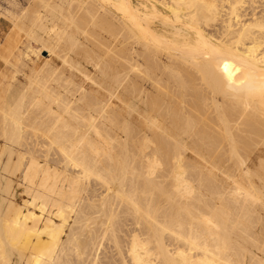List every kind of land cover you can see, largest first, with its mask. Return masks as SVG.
<instances>
[{
	"label": "bare ground",
	"instance_id": "bare-ground-1",
	"mask_svg": "<svg viewBox=\"0 0 264 264\" xmlns=\"http://www.w3.org/2000/svg\"><path fill=\"white\" fill-rule=\"evenodd\" d=\"M36 5L0 84V264H264V0Z\"/></svg>",
	"mask_w": 264,
	"mask_h": 264
},
{
	"label": "rangeland",
	"instance_id": "rangeland-1",
	"mask_svg": "<svg viewBox=\"0 0 264 264\" xmlns=\"http://www.w3.org/2000/svg\"><path fill=\"white\" fill-rule=\"evenodd\" d=\"M38 1V0H37ZM37 1H35V0H0V51L4 48V46H5V44H6V42H7V40H8V38H9V36L11 35V34H13V35H16L17 37H16V41L13 43V45H12V47H14V51H13V54L11 55V57L9 58L10 59V62H7V63H4L3 61L5 60L4 58H2V59H0V70L2 71V74L3 73H5L4 75H6L5 77H4V75L2 76L3 77V79H2V77L0 76V79H2V81L1 82H3V80H4V82H3V84L2 83H0L1 85H6V84H8V82H10V80H11V78H12V80L11 81H13L14 83H15V86H19V89H21L22 87H23V85L25 84V82H26V80H28L26 77H27V75L28 74H30L31 72H32V67H33V59H35L36 58V55H33L32 54V52L29 50V54H30V57L29 56H27V46H28V44H29V41L32 39V37L31 36H29L28 34H27V31H26V29L27 28H30V25H31V22L29 21V23H28V21H25L24 19H26V18H21V17H23V14L25 13V11H26V9H28V7H30L32 4H33V7L34 6H37L36 4L37 3H40V0L37 2ZM137 0H135V2H136ZM35 3V4H34ZM32 8V7H31ZM250 9V10H249ZM259 9H261V8H258L257 9V11H259ZM25 10V11H24ZM252 10H251V8H248L247 9V12L249 13V12H251ZM19 16V17H18ZM20 18V19H18V18ZM250 16H248L247 18H249ZM18 20H17V19ZM28 19V18H27ZM26 19V20H27ZM18 21V23H19V21H23V22H25L24 24V30L22 31V29H21V31H17V29L18 30H20L19 29V27L18 26H16V25H14L17 21ZM16 21V22H15ZM20 24H23L22 22H20ZM27 24H29V27H28V25ZM27 25V26H26ZM18 27V28H16V27ZM26 26V27H25ZM216 26L215 25H213V26H211V28L213 29V28H215ZM15 33H18V34H15ZM32 41V40H31ZM34 43V42H33ZM3 44V45H2ZM15 45H17L16 46V48H15ZM1 47H2V49H1ZM38 48V44H37V42H35L34 43V49H37ZM23 52L24 53V55H22V57H23V59H25V60H23L24 61V63L23 62H18V61H16L15 59H14V54L15 55H17V54H19L20 52ZM49 51H45V50H42V52H41V54L40 55H43V56H41L43 59H48L47 61H49L50 62V65H58V67H60L61 68V66H62V62L60 61L61 59L58 57V56H56V54L55 53H48ZM1 54H2V52H0V57H1ZM3 55V54H2ZM46 55V56H45ZM3 57V56H2ZM49 57V58H48ZM54 58V59H53ZM58 58H59V60H58ZM4 59V60H3ZM51 59H52V61H51ZM3 60V61H2ZM9 63V64H8ZM21 63V64H20ZM59 63H61L60 65H59ZM23 64V65H22ZM22 65V66H21ZM14 66H15V68L17 69H19V71H21L22 70V72H19L18 70H16L15 68H14ZM85 67H88L87 69L89 70V71H87L91 76H93V75H95V73H96V71H95V69H93L92 70V67L93 66H91L90 64H86V62L84 63V68ZM68 68V67H67ZM83 68V69H84ZM86 69V68H85ZM15 70H16V72H15ZM61 69H59V71H60ZM66 71H64L65 73H68L67 71H68V69H65ZM90 70H91V72H90ZM1 71H0V74H1ZM13 72L14 73H16V74H13ZM18 72L20 73V74H18ZM93 72V73H92ZM58 73V75H59V72H57ZM24 74L26 75V76H24ZM80 74V75H79ZM97 74L98 73H96V75L95 76H97ZM15 76L14 78H13V76ZM53 75H51V77L49 76V78H53L52 77ZM78 76V77H77ZM77 78L75 77V81L77 82V80L78 79H80L81 81H82V77L84 76V75H82L81 74V72L79 71V73H77ZM7 77H9V78H7ZM16 77L18 78V80L16 79ZM26 78L25 80H24V78ZM46 77H48V76H46ZM55 77V76H54ZM56 77H57V75H56ZM5 78V79H4ZM48 78V79H49ZM84 79H85V77H84ZM51 80H53V81H55L56 82V80H55V78H53V79H51ZM80 80H78V81H80ZM16 81V82H15ZM19 81H23V82H21V83H24V84H22L21 85V87H20V83H19ZM50 81V80H49ZM53 81H51L52 82V84L53 85H55V82H53ZM89 81V83L91 82V80H89V79H87V82ZM18 82V83H17ZM5 83V84H4ZM1 85H0V88H2L1 87ZM17 86V87H18ZM0 143L1 144H3L4 143V141H2V138H0ZM17 148L18 149H22V147L21 146H17ZM6 156H7V154L6 153H4L3 154V156H2V159H5L4 161H6L7 159H6ZM17 159V158H16ZM15 159V160H16ZM246 171V170H245ZM9 174V177H10V179L12 180V189H11V191L14 189V197L12 196V197H8V198H10V200H12V201H15V202H17L16 204H18V205H24V203H22L24 200H23V198L24 197H27V194L23 191L24 190V188H25V184H22L21 183V181H20V179H19V177L17 176V174L14 172V171H12V170H10V173H8ZM6 183V180H2V184L0 183V187H2V185H4L5 183ZM14 187V188H13ZM21 190V191H20ZM19 192V193H18ZM22 194H21V193ZM101 192V191H100ZM99 192V193H100ZM3 193V192H2ZM0 194H1V191H0ZM4 196H6V194L4 193ZM9 196V195H8ZM22 197V198H21ZM21 199V200H20ZM24 199H28V197L27 198H24ZM22 201V202H21ZM14 202V203H15ZM5 204H7V201L5 202ZM3 211V207H2V209H0V212L1 213H3L2 211ZM38 211V213H40L39 212V210H37ZM45 216H47L46 214H45ZM32 244H31V242L30 243H28V242H26V243H24V242H21V243H17V244H15L11 249H10V251H9V253H8V255H7V257H8V261H9V263L10 264H16V261L17 260H19L20 259V264H22L23 262H24V260L26 259V256H29L32 252L34 253V251L32 250V246H31Z\"/></svg>",
	"mask_w": 264,
	"mask_h": 264
}]
</instances>
